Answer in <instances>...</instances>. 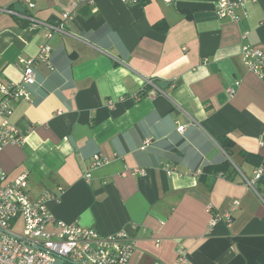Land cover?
Returning <instances> with one entry per match:
<instances>
[{"label": "crops", "instance_id": "crops-1", "mask_svg": "<svg viewBox=\"0 0 264 264\" xmlns=\"http://www.w3.org/2000/svg\"><path fill=\"white\" fill-rule=\"evenodd\" d=\"M76 1L0 7L55 23ZM216 4H80L68 34L49 41L55 69L38 65L32 102L15 103L11 121L27 141L1 151L8 179L28 174L32 200L59 197L47 200L58 220L102 235L127 232L136 247L130 264H264V188L246 184L255 164L244 156L264 163V81L240 55L246 43L264 50V0H248L238 23L220 19ZM47 32L0 12L1 80H21L19 59L36 57ZM144 78L165 95L106 106L141 91ZM97 154L109 163L86 179Z\"/></svg>", "mask_w": 264, "mask_h": 264}, {"label": "built area", "instance_id": "built-area-1", "mask_svg": "<svg viewBox=\"0 0 264 264\" xmlns=\"http://www.w3.org/2000/svg\"><path fill=\"white\" fill-rule=\"evenodd\" d=\"M97 0H77L71 10L61 12L57 22L42 21L32 12H20L16 9L0 7L1 13L14 15L33 27L47 29V42L40 46L39 54L30 59H19L22 78L19 82H5L0 79V155L8 144L25 145L27 139L15 125L11 118L15 111V103L20 100L32 102L29 87L36 82L38 65L45 64L51 70L52 47L49 41L58 34L67 35L68 25L74 20L76 9L80 4H93ZM123 3L134 5L141 0H121ZM166 4H173L177 0H163ZM248 0H217L216 14L220 19L241 22L246 16L245 6ZM29 11L36 8L35 0H21ZM249 31L245 30L242 38H248ZM240 55L246 68L259 75L264 81V50L248 43L241 47ZM141 91L128 97L121 96L118 100H108L106 106L114 109L122 100L131 99L135 102L144 98H155L165 92L157 80L143 79ZM240 84L239 82L237 83ZM230 97H234L236 90L228 88ZM185 125L178 127L184 132ZM109 160L99 154L92 157L85 178L91 177L92 171L103 167ZM167 170L171 171L172 168ZM135 173L143 175L144 169H136ZM246 184L258 191V186L264 185V163L256 166L252 178H245ZM29 175L22 174L14 180H9L0 165V264H53L58 259L70 264H130L135 253L133 238L125 231L111 235H102L95 229L79 226L76 223H66L58 220L47 207L49 198L59 201L60 198L51 193L43 194L39 199L29 197ZM239 205V201L234 202ZM212 210V206L209 207ZM227 221L232 219L231 213L225 215ZM219 219L215 215L210 225L214 226ZM22 231H16L18 225ZM179 261L187 262L185 250H179Z\"/></svg>", "mask_w": 264, "mask_h": 264}, {"label": "trees", "instance_id": "trees-1", "mask_svg": "<svg viewBox=\"0 0 264 264\" xmlns=\"http://www.w3.org/2000/svg\"><path fill=\"white\" fill-rule=\"evenodd\" d=\"M244 156H246V158H250L251 161L254 162L255 167L259 166L260 164L263 163V161H261L259 158H256L254 156L247 155V154H245ZM223 169H224L223 167H220V168H207V169H205V173L212 172V170H214L215 172H220Z\"/></svg>", "mask_w": 264, "mask_h": 264}, {"label": "rangeland", "instance_id": "rangeland-1", "mask_svg": "<svg viewBox=\"0 0 264 264\" xmlns=\"http://www.w3.org/2000/svg\"><path fill=\"white\" fill-rule=\"evenodd\" d=\"M264 187L261 185V186H258V191L260 192L261 191V189H263ZM16 231H18V232H21L22 231V225H18L16 228Z\"/></svg>", "mask_w": 264, "mask_h": 264}, {"label": "water", "instance_id": "water-1", "mask_svg": "<svg viewBox=\"0 0 264 264\" xmlns=\"http://www.w3.org/2000/svg\"><path fill=\"white\" fill-rule=\"evenodd\" d=\"M159 84V83H158ZM160 85V84H159ZM161 86V85H160Z\"/></svg>", "mask_w": 264, "mask_h": 264}]
</instances>
